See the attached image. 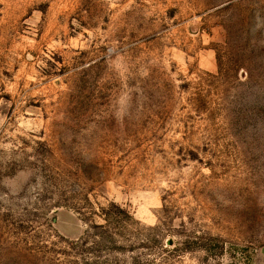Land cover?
<instances>
[{"label": "rangeland", "instance_id": "rangeland-1", "mask_svg": "<svg viewBox=\"0 0 264 264\" xmlns=\"http://www.w3.org/2000/svg\"><path fill=\"white\" fill-rule=\"evenodd\" d=\"M0 264H264V0H0Z\"/></svg>", "mask_w": 264, "mask_h": 264}, {"label": "trees", "instance_id": "trees-1", "mask_svg": "<svg viewBox=\"0 0 264 264\" xmlns=\"http://www.w3.org/2000/svg\"><path fill=\"white\" fill-rule=\"evenodd\" d=\"M124 214H125V213H124ZM126 215H127V214H126ZM129 216H130V215H128V217H129ZM130 217H131V216H130ZM130 217H129V218H130ZM109 220H110V219H109ZM104 237H105V238H104L105 241H106V240L109 241V239L113 240V237H109L108 234H106V233H104ZM110 243H112V242H110ZM81 245H83V242H81V243H74L71 247L74 246L75 249H76L78 246H79V247H82ZM85 245H86V244H85Z\"/></svg>", "mask_w": 264, "mask_h": 264}]
</instances>
